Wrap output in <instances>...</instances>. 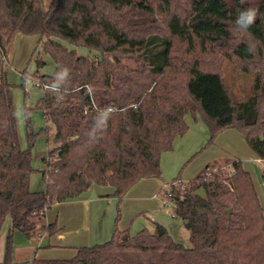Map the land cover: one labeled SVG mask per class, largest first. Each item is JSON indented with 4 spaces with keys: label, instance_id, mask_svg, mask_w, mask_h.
<instances>
[{
    "label": "trees",
    "instance_id": "1",
    "mask_svg": "<svg viewBox=\"0 0 264 264\" xmlns=\"http://www.w3.org/2000/svg\"><path fill=\"white\" fill-rule=\"evenodd\" d=\"M249 8L257 17L246 30L240 13ZM16 33L39 35L55 64L53 73L35 75L52 87L36 108L53 125L56 146L55 160L44 158V190H31L37 169L31 147L19 144L12 84L2 70L0 231L8 216L11 224L0 264H264V207L252 175L233 159L211 162L196 176L206 199L176 188L177 180L164 193L189 230L190 247L153 222V231L134 236L116 226L109 240L79 246L72 257L13 260L15 231L36 239L63 229L44 220L54 204L94 185L122 199L140 179L159 177L162 153L189 130L188 114L204 120L208 143L236 128L264 159V0H52L47 11L42 0H0V54ZM222 56L255 73L246 99L235 100L226 86ZM28 134L32 143L30 124ZM223 164L228 172L213 169Z\"/></svg>",
    "mask_w": 264,
    "mask_h": 264
},
{
    "label": "rangeland",
    "instance_id": "2",
    "mask_svg": "<svg viewBox=\"0 0 264 264\" xmlns=\"http://www.w3.org/2000/svg\"><path fill=\"white\" fill-rule=\"evenodd\" d=\"M51 2L52 0H42L45 11L50 9ZM39 38L37 34L16 33L8 49L9 65L6 53V59H3V64L0 66V72L7 70V79L12 84L19 144L23 149L31 147L32 166L37 169L30 177L32 189L44 186L41 171L48 167L44 158L53 162L55 156H49L56 146L53 125L47 122L42 111L36 108L45 90L34 84V80L39 79L35 73L37 71L40 74L51 73L55 70L52 58L42 50V44L38 43ZM61 41L68 48H73L66 41ZM76 50L79 54L97 58L96 53L84 47ZM38 58L45 60L46 64L38 67L36 62ZM221 64L224 82L233 98L238 101L246 99L252 92L255 73L243 71L227 56H222ZM202 122V125H193L195 127L190 135L176 138L172 150L162 153L159 177L146 178L135 183L122 199L113 194H106L111 189L110 186L94 185V189L85 192L89 199L87 203H83L78 198L58 203L59 206L49 210L45 222L48 223L47 219L50 221L58 219L57 222L67 232L64 243L93 245L109 240L116 226L127 227L134 236L144 228L153 231V222L158 221L168 229L176 241L190 247L189 230L184 226L182 218L175 213L173 201L164 193L169 192V186L174 180H177L174 183L176 188H191L195 192L201 187V181L196 179V176L211 163L205 162L209 155H213L211 150H242L239 142L232 144L225 135L219 136L220 133L208 143L210 131L204 120ZM29 124L35 134L32 143L28 134ZM202 126L206 131H201ZM246 148L250 149L249 145ZM253 160L247 158L242 165L251 173L258 185L259 199L264 206V166H259ZM220 168L225 173L230 170L228 165L224 164L213 169ZM10 224L8 216L0 231V258L5 256ZM41 234L42 232L39 236ZM40 244L39 237L28 239L20 231H15L13 241V247H16L15 259L21 262L27 261L34 256L35 250L48 252L54 258L68 257L72 250L70 247L52 250Z\"/></svg>",
    "mask_w": 264,
    "mask_h": 264
},
{
    "label": "crops",
    "instance_id": "3",
    "mask_svg": "<svg viewBox=\"0 0 264 264\" xmlns=\"http://www.w3.org/2000/svg\"><path fill=\"white\" fill-rule=\"evenodd\" d=\"M9 57H10L9 56V52H7L8 65H9ZM53 72H51V73H53ZM185 119H186V121H187V123L189 125V130L183 136H180L181 138H183L185 135H188L189 133H191L193 131V129L195 127L193 125H198L199 126V125H202V123H203L202 122L203 119L200 117L199 114H196L195 117L192 114H188V115H186ZM200 129H201V131L205 130V129H203V126ZM221 135H225V138L228 139L229 142H232V144H235L236 141L239 142L240 145L242 146V150H211L213 152V155H209V157H207L205 159V162H208V161L209 162H214V161L221 162L224 159L241 160V162H246L247 158H250L251 160L254 159L253 161L255 163H257L259 166H264V159L259 157L251 148L250 149L246 148V147H248V144L246 143V138H245L244 134H242L241 132H239L236 129L228 128V129H225L224 131H222L219 134V136H221ZM180 137H178V138H180ZM252 178H253V176H252ZM144 179H146V178L140 179L139 181H142ZM253 181H254L256 190L258 192V195H259L258 185H256V182H255L254 178H253ZM44 188H45V181H44V186H42L40 188L32 189L31 185H30V189L33 190V191L44 190ZM91 189H94V188L92 187ZM113 191H114V189L111 187V189H109V191L106 194L107 195H112ZM78 199H80V201H83V203H87L89 201V199L86 196L85 192L83 194H81L78 197ZM59 205L60 204L56 203V204L53 205V207H57ZM48 212L49 211L46 212V217L45 218H47ZM47 221H48V223L53 222V221H50L48 219H47ZM55 221H58V219H55ZM154 222H158V221H154ZM183 223H184V221H183ZM57 224H58L59 227L63 228V226L60 225L58 222H57ZM118 227L120 229H126L127 228V227H122V226H118ZM86 228H88V227H86ZM66 234H67V232L65 230H63V229L60 230L56 235H54L52 237L47 236L46 233H42L41 236L38 235L39 239H41L40 246L45 247V246L51 245V247H47V249L49 248V249H52V250L58 249V248L67 249V247H70L72 250L69 253L70 255H68V257H72L76 253L77 247L90 245L89 243H85L84 245L83 244L82 245H69L68 243H64V240H66V238H67ZM15 252H16V247L14 246L13 247V260H14V262L22 263L21 261H18V260L15 259ZM34 256H38V257H41V258H54V257H51V255H49L48 252L42 253L41 251H37V250L34 251ZM4 257L0 258V262H2L4 260ZM33 257L31 259H28L27 261L32 260ZM68 257L64 256V257H58V258H68ZM24 262H26V261H24Z\"/></svg>",
    "mask_w": 264,
    "mask_h": 264
},
{
    "label": "clouds",
    "instance_id": "4",
    "mask_svg": "<svg viewBox=\"0 0 264 264\" xmlns=\"http://www.w3.org/2000/svg\"><path fill=\"white\" fill-rule=\"evenodd\" d=\"M240 15L242 19L246 20L245 29L247 30L249 27L252 26V24L255 23L257 11L255 9L249 8L244 11H241ZM248 51H251V49H248Z\"/></svg>",
    "mask_w": 264,
    "mask_h": 264
},
{
    "label": "built area",
    "instance_id": "5",
    "mask_svg": "<svg viewBox=\"0 0 264 264\" xmlns=\"http://www.w3.org/2000/svg\"><path fill=\"white\" fill-rule=\"evenodd\" d=\"M3 59H6V57H5V54H4V53H1V54H0V61H1V60L3 61ZM34 84H36V85L39 86V87H42L45 91L48 90V89H49V90L52 89V87H51L50 85L41 82L39 79H35V80H34ZM110 109H111V108H110Z\"/></svg>",
    "mask_w": 264,
    "mask_h": 264
},
{
    "label": "water",
    "instance_id": "6",
    "mask_svg": "<svg viewBox=\"0 0 264 264\" xmlns=\"http://www.w3.org/2000/svg\"><path fill=\"white\" fill-rule=\"evenodd\" d=\"M195 195L200 197V198H203V199H206L207 198V192L205 190V188L203 186L199 187L196 191H195ZM231 213V209H228V214ZM186 223V221H185Z\"/></svg>",
    "mask_w": 264,
    "mask_h": 264
}]
</instances>
